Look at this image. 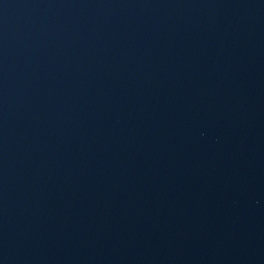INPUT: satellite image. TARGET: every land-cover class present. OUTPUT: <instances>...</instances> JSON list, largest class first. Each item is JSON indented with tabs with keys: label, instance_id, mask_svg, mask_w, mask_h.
<instances>
[{
	"label": "water",
	"instance_id": "water-1",
	"mask_svg": "<svg viewBox=\"0 0 264 264\" xmlns=\"http://www.w3.org/2000/svg\"><path fill=\"white\" fill-rule=\"evenodd\" d=\"M0 264H264V0H0Z\"/></svg>",
	"mask_w": 264,
	"mask_h": 264
}]
</instances>
